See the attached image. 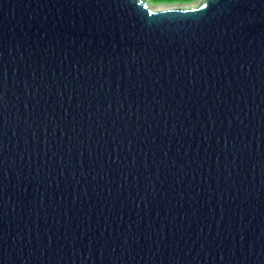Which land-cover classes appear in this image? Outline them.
I'll list each match as a JSON object with an SVG mask.
<instances>
[{
  "label": "water",
  "instance_id": "1",
  "mask_svg": "<svg viewBox=\"0 0 264 264\" xmlns=\"http://www.w3.org/2000/svg\"><path fill=\"white\" fill-rule=\"evenodd\" d=\"M0 264H264V0H0Z\"/></svg>",
  "mask_w": 264,
  "mask_h": 264
},
{
  "label": "rangeland",
  "instance_id": "2",
  "mask_svg": "<svg viewBox=\"0 0 264 264\" xmlns=\"http://www.w3.org/2000/svg\"><path fill=\"white\" fill-rule=\"evenodd\" d=\"M200 0H193L189 3H179V2H154V0H147V5L153 9V10H162V9H167V8H177V7H182V6H190V5H196L199 3Z\"/></svg>",
  "mask_w": 264,
  "mask_h": 264
},
{
  "label": "trees",
  "instance_id": "3",
  "mask_svg": "<svg viewBox=\"0 0 264 264\" xmlns=\"http://www.w3.org/2000/svg\"><path fill=\"white\" fill-rule=\"evenodd\" d=\"M193 0H154V2H168V3H172V2H179V3H189Z\"/></svg>",
  "mask_w": 264,
  "mask_h": 264
}]
</instances>
